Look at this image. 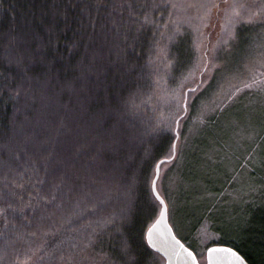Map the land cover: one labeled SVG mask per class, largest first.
Returning <instances> with one entry per match:
<instances>
[{"label":"trees","instance_id":"1","mask_svg":"<svg viewBox=\"0 0 264 264\" xmlns=\"http://www.w3.org/2000/svg\"><path fill=\"white\" fill-rule=\"evenodd\" d=\"M263 24L264 0H0V264H165L145 232L176 134L156 183L176 236L201 263L223 244L264 264L260 93L198 122L214 184H180L176 156L208 73Z\"/></svg>","mask_w":264,"mask_h":264},{"label":"rangeland","instance_id":"2","mask_svg":"<svg viewBox=\"0 0 264 264\" xmlns=\"http://www.w3.org/2000/svg\"><path fill=\"white\" fill-rule=\"evenodd\" d=\"M261 31L263 32L259 31L246 36V45L243 47L241 53L237 56V62L231 64L229 61L225 60L215 63V67L210 73H208L209 75L204 81L205 86H214L210 88L209 96L206 100H204V102L198 99V95L201 91L198 92V95L195 94L193 97L196 98V100H194V105H196V107L195 111H193V114L195 115L193 122L188 126L189 131L187 134V139L189 142L187 139L185 141L183 140L184 142H179L177 150L178 155H176L179 157L177 158V167L179 173L181 174L180 176L178 175L180 184H185L188 180L194 178L203 182V185L209 183L214 184L215 181L221 178L219 176V170L221 169L219 168V164L223 166L224 161H220L219 158L223 157V154L219 153V158L212 157V154H210L212 153V150H210L206 145V135L204 134V131L199 129L200 124L198 122L201 119L207 117L208 114L224 106V112L226 115H229L232 111L238 112L241 107L234 106L235 104L233 106L231 105L236 103V101H233L235 98L244 96V92L260 93V95L257 96L249 106H252L257 113H259V111L261 113L263 112L260 103H263L264 100V28H262ZM243 99L244 98H242V100ZM235 123L236 120L234 124ZM234 132H238L235 127ZM230 134L234 135L233 133ZM233 139L235 138L233 137ZM263 152L264 142L262 141L259 153L263 154ZM180 155L182 160L180 159ZM255 160L256 162H260L261 159L257 158ZM170 166V163L163 165L161 172L163 176L167 174ZM176 177V173H173L170 176V183L168 186L170 191L172 189L171 181H174ZM237 180L238 177H236V181ZM199 192H201L200 189ZM194 196L196 197L197 193H195ZM230 196H233V193L228 192V194L223 197L224 202H230ZM186 200L187 199L184 198L182 200H178L181 210H191ZM216 207L218 208L220 206ZM220 211H223V209H220ZM169 223L174 226V221L169 220ZM178 236L179 238L183 239L181 233H179ZM211 237L212 236L210 234L204 235L202 233V235H200L199 241V243L202 244L200 247L202 248L203 244H205V241L210 240Z\"/></svg>","mask_w":264,"mask_h":264},{"label":"water","instance_id":"3","mask_svg":"<svg viewBox=\"0 0 264 264\" xmlns=\"http://www.w3.org/2000/svg\"><path fill=\"white\" fill-rule=\"evenodd\" d=\"M170 160L175 156V144ZM160 160L155 165L154 176L151 181L153 195L160 204V210L154 221L145 232V240L148 246L157 251L165 261V264H248L245 258L235 249L223 245L212 244L205 250V262L201 263L196 253L186 246L174 233L168 219V207L164 198L157 190V179L160 172Z\"/></svg>","mask_w":264,"mask_h":264}]
</instances>
